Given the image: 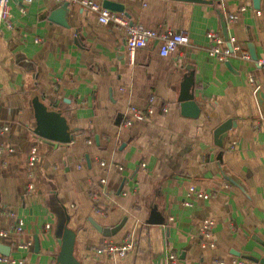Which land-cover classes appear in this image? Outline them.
I'll list each match as a JSON object with an SVG mask.
<instances>
[{
	"label": "crops",
	"instance_id": "1",
	"mask_svg": "<svg viewBox=\"0 0 264 264\" xmlns=\"http://www.w3.org/2000/svg\"><path fill=\"white\" fill-rule=\"evenodd\" d=\"M95 1L120 6L130 24L184 31L189 41L165 57L149 41L130 63L125 27L101 24L78 4L9 0V26L0 25V211L12 216L0 214V264H55L66 225L82 264H166L170 253L178 264H264L248 258L264 259V68L256 64L264 0L259 8L254 0ZM208 32L234 37L250 60L220 62L208 52ZM185 94L195 117L184 114ZM37 99L64 117L71 141L35 132ZM130 106L152 113L126 126ZM191 186L210 197L189 196ZM122 221L110 237L93 225ZM126 237L134 245L124 256L92 251Z\"/></svg>",
	"mask_w": 264,
	"mask_h": 264
},
{
	"label": "built area",
	"instance_id": "2",
	"mask_svg": "<svg viewBox=\"0 0 264 264\" xmlns=\"http://www.w3.org/2000/svg\"><path fill=\"white\" fill-rule=\"evenodd\" d=\"M19 2H33L36 0H18ZM57 2H68L73 4H78L81 8L93 12L97 16V20L101 24H109L112 23L116 26L125 27L127 29V33L125 36V46L127 50L128 61L133 63L134 54L136 49L142 48L147 45L149 41L155 40L158 42V52L161 56H169L175 53L178 50L180 45L187 44L189 41L188 35L184 31H173L170 29L167 30H153L147 29L140 24H130L127 17L120 12H116L110 10L109 8L104 7L102 4L96 2L95 0H55ZM9 17H10V9H9V0H0V25L7 23L9 26ZM235 18L234 15L229 16V20H233ZM207 37L209 39L208 52L210 55L216 57L220 62H225L229 57H237L242 60H250L249 53L242 49L240 44L236 41L234 37H230L224 40L222 36L216 34L214 32H208ZM258 67L264 68V58L258 59L256 61ZM249 81L253 82L252 76H249ZM152 113L151 109H148L146 112H142L135 107H128L125 115L127 117L125 121V125L128 126L131 124L132 120L143 121L147 118V115ZM234 145H230V149L233 148ZM1 152V149H0ZM37 161V149L32 147L29 152L28 157V165L32 167L34 163ZM102 167L105 166V162H100ZM142 167L144 164L141 165ZM103 181V180H102ZM32 186H30L31 188ZM189 196H195L197 198H208L210 194L197 191L193 186L189 188ZM185 205H190L191 202L186 200L184 202ZM3 213L8 216H12L9 212L0 211V214ZM21 225L22 221L17 220V223L14 227V232L17 234L21 233ZM210 222H205L202 228V235H207ZM48 228V225L45 226ZM7 235L6 232H0L1 237H5ZM134 241L126 237L120 242H114L110 239H103L100 243L92 247V251L97 255H116V256H124L131 248H133ZM24 244L16 243V246L22 247ZM2 261L8 264H25V259L20 258L17 260H13L12 258H1ZM166 264H178L177 256L173 253H170L167 257ZM220 264H222L220 262ZM236 264H256L248 260H238Z\"/></svg>",
	"mask_w": 264,
	"mask_h": 264
},
{
	"label": "water",
	"instance_id": "3",
	"mask_svg": "<svg viewBox=\"0 0 264 264\" xmlns=\"http://www.w3.org/2000/svg\"><path fill=\"white\" fill-rule=\"evenodd\" d=\"M68 2H64L62 4L63 9H67ZM103 6L109 8L113 11H121L122 8L113 4L112 2L105 1ZM255 8H259V0H254ZM251 55L254 60H256V56L254 52L251 50ZM256 94H259V90H257ZM182 109L184 114L189 116H196L199 112V109L196 103L193 101L192 96L184 95L182 98ZM34 109L36 110V118H37V126L35 128V132L38 135L46 137L51 140H56L62 143H66L72 140L73 136L68 132V126L66 124V120L59 113L55 111L47 110V107L44 104H41L38 99L33 101ZM260 106L264 110V102H260ZM226 124L220 125L216 134L219 136L224 130ZM155 214V213H154ZM155 216V215H154ZM157 216V215H156ZM153 222L160 223L162 219H155ZM94 227L105 237H110L114 235L123 225V221L114 226L112 228L103 227L96 223H93ZM75 239L76 232L70 229L67 225L64 226L62 235L58 239L59 251L55 258V264H82L75 256H74V247H75ZM249 259L264 263V259H256L253 257H248Z\"/></svg>",
	"mask_w": 264,
	"mask_h": 264
}]
</instances>
